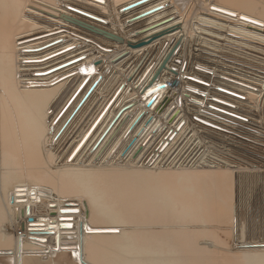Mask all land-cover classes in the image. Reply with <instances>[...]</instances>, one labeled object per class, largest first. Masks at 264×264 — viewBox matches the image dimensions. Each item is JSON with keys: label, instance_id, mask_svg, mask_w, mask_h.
<instances>
[{"label": "bare ground", "instance_id": "bare-ground-1", "mask_svg": "<svg viewBox=\"0 0 264 264\" xmlns=\"http://www.w3.org/2000/svg\"><path fill=\"white\" fill-rule=\"evenodd\" d=\"M139 1L0 0V264H264V244L234 252L223 239L245 168L177 166V155L165 163L188 130L239 134L264 149V133L244 123L264 107V0H149L125 10Z\"/></svg>", "mask_w": 264, "mask_h": 264}, {"label": "rangeland", "instance_id": "rangeland-1", "mask_svg": "<svg viewBox=\"0 0 264 264\" xmlns=\"http://www.w3.org/2000/svg\"><path fill=\"white\" fill-rule=\"evenodd\" d=\"M164 49L165 48H163V50ZM196 53L194 55V58L196 55L197 57H200L199 56L200 53L197 54ZM180 57L179 59H181ZM189 57L191 59L192 55H190ZM224 58L227 59L228 57L225 56ZM194 61L202 62V59L197 58ZM235 66L236 65H234V67ZM235 68L242 69V67L239 66H236ZM234 71L237 72L236 69ZM243 71H245V75L247 76H251L250 73H253V71L246 69H244ZM188 108H191V106H188ZM261 109H262L261 113L263 116L260 115L259 112L257 114V111H251L252 108L249 109L248 110L249 113H246L249 121L248 119H246L244 123L247 124L248 127H250L249 125H251L252 128H254L255 126L258 129V131H261L260 133H264L263 130L264 122H262V119L264 118V111H263L264 107H261ZM193 116L192 119L194 120V122H196L194 118L197 116L195 115ZM188 132L189 130L182 136L178 135L175 138V141L170 144V148H172L170 151V155L171 153H174V155L170 159H169L170 155H168L165 159V163L166 164L169 163L171 159L177 155L176 160H174L176 163L173 162V165H177V166L184 165L183 167H188V166L194 167L195 165L196 168L199 169L203 165L214 166L215 164V166L217 165L216 167H219V164H223L222 162H226V164H230V167H233L234 165L245 168L244 170H241L236 173L237 185L235 188L234 202L232 209V216L234 215L233 216L234 220L232 221L234 224L232 223L233 225L232 228L234 229L231 230V232L234 231L232 232V234L233 233L234 234L232 236L230 235L231 234L230 232V234L227 235L226 237V235L223 233L225 236L224 237L223 234L219 231L220 233L219 235L220 236L222 235L224 238L222 236L221 238L223 239L229 238L230 236L232 237L229 238L230 240L229 239H225V240L226 241L228 240V243L230 244L231 247L230 249L234 252L239 251V249L242 248L239 246H242L243 242L248 244V246L256 245V244H264V149L261 150V147H259L260 148L259 149L258 147L256 148L251 144L246 145L239 143L237 140L249 141L245 139L246 137L244 138V136H241L239 134L233 135L235 136L233 137L235 140L234 141L233 138L227 139L219 135L216 136L217 134L212 135L209 134L208 132L206 133L203 132L201 134L198 133L199 135L202 136L200 140V138L198 137L199 135L198 134L193 135V132H191L188 136H186ZM169 133H171V130L166 135V138L170 136ZM256 137L258 138L261 136H256ZM202 139L204 140V142ZM260 139L264 142L263 137H261ZM260 146L264 148V145L260 144ZM240 242H242V244ZM201 243L206 246L208 245L209 247L212 246L210 241L207 239L201 241ZM0 263L2 262L0 261Z\"/></svg>", "mask_w": 264, "mask_h": 264}, {"label": "water", "instance_id": "water-1", "mask_svg": "<svg viewBox=\"0 0 264 264\" xmlns=\"http://www.w3.org/2000/svg\"><path fill=\"white\" fill-rule=\"evenodd\" d=\"M147 1H149V0H142V1L136 2V3H134V4H132V5L128 6V7H126L125 10H129V9H131V8H133V7L139 6V5H141V4H143V3L147 2ZM99 2H100V1H99ZM101 3H102V2H101ZM157 10H158V8H157V9H154V10H151V11H148V12H146V13H143V14H141V15H138V16L134 17L133 19H131L130 21H131V22H132V21H135V20H137V19H139V18H142V17H144V16H147V15H149V14H151V13L157 11ZM69 21L72 22L73 24H76V25L82 27V28H85V29H87V30H90V31H92V32H94V33H96V34H100V35L105 36V37H107V38H109V39H112V40L121 41V39L117 38V37L114 36V35H111V34L106 33V32H104V31H101V30H98V29L93 28V27H91V26H88V25H86V24H83L82 22H79V21H76V20H73V19H70ZM168 21H170V20L162 21V22H160V23H158V24H156V25H154V26H152V27H150V28H148V29H153V28H155V27H158V26H160V25H163V24L167 23ZM178 45H179V44H178ZM178 45H175V46L173 47V50H172V51L166 56V58L163 60L162 64L159 66L158 70L156 71V73L154 74V76H153V78H152L153 81L156 80V79L158 78L159 73H160L161 70L166 66V63L168 62L169 58L177 52ZM68 50H69V49H68ZM68 50L66 49V50H63V51H61V52L55 53L54 55H51L50 57H47V58L42 59V60H39V61H45L46 59H49V58H51V57H54V56H56V55H58V54H61L62 52H66V51H68ZM80 60H81V58H76V59H74V60H72V61H69V62L64 63V64H62V65H59V66H57V67H55V68H53V69H50V70H48V71H46V72H43V73H40V74H38V75H41V76H43V75H44V76H45V75H48V74L53 73V72H55V71H57V70H59V69H62V68L67 67V66H69V65H71V64H74V63H76V62H78V61H80ZM39 61H38V62H39ZM173 72H174V70H173ZM89 79H90V77H87L86 79H84V81L82 82V84L80 85V87L77 89V91L75 92V94L72 96V98H71V99L69 100V102L66 104V106L64 107V109L62 110V112H61V113L59 114V116L56 118L54 124L59 120V118H60V117L62 116V114L66 111V109L69 107V105H70V104L72 103V101L75 99V97L79 94V92H80V91L84 88V86L88 83ZM193 80L200 82L199 79H193ZM98 82H99V80H96V81L92 84V86L89 88V90L87 91V93L83 96V98L81 99V101L78 103V105L76 106V108H75L74 111L71 113V115L69 116L68 120L66 121V123L64 124V126L62 127V129L60 130V133H61V131L67 126V124L71 121V119L74 117V115L78 112V110L80 109V107L83 105V103L86 101V99H87V98L89 97V95L92 93V91L95 89V87L97 86ZM176 84H177L176 81L173 82V85H176ZM165 87H166L165 84H161L160 86H158V89H163V88H165ZM218 102H219V101H218ZM150 105H151V102H149V103L147 104L148 107H149ZM129 107H130V106L124 107L122 110H120V111L118 112V114L116 115V117L114 118V120L112 121V123L108 126V128L106 129V131L104 132V134L102 135V137L98 140V142L96 143V145L93 147V150H95V148H96V147L98 146V144L101 142V140L103 139V137L107 134V132L110 130V128H111V127L114 125V123L118 120V118L120 117V115H121L126 109H128ZM201 123H202V122H201ZM211 127H214V128H216V129H218V130H222V129H220L219 127H215L214 125L211 126ZM222 131H224V130H222ZM60 133H59V134H60ZM59 134H58V136H59ZM167 145H168V143L164 144L162 149L166 148ZM61 212H63L64 214H66V213H70L69 210H64V211H61ZM29 220H31V219H29ZM60 227H67V226H66V225H60Z\"/></svg>", "mask_w": 264, "mask_h": 264}, {"label": "built area", "instance_id": "built-area-1", "mask_svg": "<svg viewBox=\"0 0 264 264\" xmlns=\"http://www.w3.org/2000/svg\"><path fill=\"white\" fill-rule=\"evenodd\" d=\"M220 91V90H219ZM222 91V90H221ZM223 92V91H222ZM225 93V92H224ZM220 102V101H219ZM223 105H226V104H223ZM64 210H70V209H61V211H64ZM74 214V213H73ZM76 214V213H75ZM61 215H64V213L63 214H61ZM64 224H67V223H71V222H63ZM35 237H37V236H35Z\"/></svg>", "mask_w": 264, "mask_h": 264}]
</instances>
